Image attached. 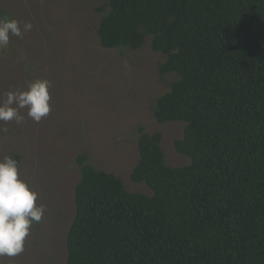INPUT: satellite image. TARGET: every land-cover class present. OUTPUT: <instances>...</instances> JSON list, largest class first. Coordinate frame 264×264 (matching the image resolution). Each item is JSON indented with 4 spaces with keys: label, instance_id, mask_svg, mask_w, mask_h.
<instances>
[{
    "label": "trees",
    "instance_id": "trees-1",
    "mask_svg": "<svg viewBox=\"0 0 264 264\" xmlns=\"http://www.w3.org/2000/svg\"><path fill=\"white\" fill-rule=\"evenodd\" d=\"M107 48L166 55L160 123L182 121L168 164L162 133L140 127L132 171L152 194L80 154L67 264H264V0H106ZM19 161V156H16Z\"/></svg>",
    "mask_w": 264,
    "mask_h": 264
},
{
    "label": "rangeland",
    "instance_id": "rangeland-1",
    "mask_svg": "<svg viewBox=\"0 0 264 264\" xmlns=\"http://www.w3.org/2000/svg\"><path fill=\"white\" fill-rule=\"evenodd\" d=\"M106 0H0V17L31 21L22 38L11 36L0 50V102L4 93L35 79L54 86L51 113L39 123L27 117L17 126L0 122V158L19 156V172L31 179L46 205L44 219L31 227L25 249L3 264H67V236L76 214L75 185L81 177L77 158L119 176L129 191L152 194L132 171L139 160L140 127L162 133L168 164L181 166L191 158L179 152L177 139L185 122L160 123L154 115L157 98L175 79L161 77L166 55L151 46L107 48L99 39ZM6 129V130H5Z\"/></svg>",
    "mask_w": 264,
    "mask_h": 264
},
{
    "label": "clouds",
    "instance_id": "clouds-1",
    "mask_svg": "<svg viewBox=\"0 0 264 264\" xmlns=\"http://www.w3.org/2000/svg\"><path fill=\"white\" fill-rule=\"evenodd\" d=\"M32 28L31 21L0 17V50L8 48L11 36L22 38ZM53 86L48 79H35L25 87L4 93L0 122L21 126L25 120L22 110L27 109V117L39 123L52 111L50 89ZM38 199L39 193L31 179L20 175L18 159L10 155L0 158V258L15 257L24 251L32 225L41 223L47 210L46 205L37 203Z\"/></svg>",
    "mask_w": 264,
    "mask_h": 264
}]
</instances>
